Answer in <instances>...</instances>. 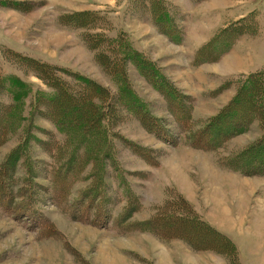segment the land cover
I'll return each mask as SVG.
<instances>
[{
	"label": "rangeland",
	"instance_id": "1",
	"mask_svg": "<svg viewBox=\"0 0 264 264\" xmlns=\"http://www.w3.org/2000/svg\"><path fill=\"white\" fill-rule=\"evenodd\" d=\"M154 1L0 0V78L24 88L18 101L12 84L0 80V264H234L231 256L197 251L211 233L193 223L167 221L168 228L159 219L152 232L136 223L138 229L125 225L129 232L121 233L123 215L133 211L135 221H143L173 200L166 211L188 208L222 239L239 243L248 264H262L264 177L243 176L227 164L262 136L258 124L209 145L207 138L189 146L184 130L209 125L234 98L237 81L264 71V0H161L172 28L160 22ZM247 18L257 34L236 35L234 43V25ZM88 33L104 44L90 49ZM117 37L118 45L111 42ZM109 44L117 55L125 53L117 73L102 66L110 62L102 53L110 52ZM237 44L244 59L254 58L256 71L218 72L234 63L228 59ZM135 54L140 59L130 60ZM33 60L54 66L72 91L77 85L82 93L91 90L76 75L110 96L103 135L96 131L69 144L79 130L73 119L85 109L66 120L70 126L57 128L50 118H67L74 103L65 93L64 111L47 101L32 105L35 94L53 95ZM157 74L166 83L158 85ZM10 114L33 115L27 139L24 122ZM101 143L103 156L94 149ZM70 156V164L63 161ZM169 234L174 239L159 237Z\"/></svg>",
	"mask_w": 264,
	"mask_h": 264
},
{
	"label": "trees",
	"instance_id": "2",
	"mask_svg": "<svg viewBox=\"0 0 264 264\" xmlns=\"http://www.w3.org/2000/svg\"><path fill=\"white\" fill-rule=\"evenodd\" d=\"M154 2H155V7L159 9L162 13L160 22H162L165 26L172 28L173 25H172L170 16L165 15V9H166L165 4L161 0H155ZM162 16H164V18H162ZM249 18L245 19L244 22H240L234 25V35H235L234 43L238 39L236 38V35H239L242 37L244 35L252 36V35L257 34V29H255V26H256L255 22L254 24H251L252 22H249L251 26L246 25L247 21H249ZM85 38H86V41L88 42V46L90 47V49L98 48L100 47L99 45H103L104 44L103 42H105L104 38L98 34L93 35V34L88 33L85 35ZM91 40H96V41L92 43ZM111 42H115L118 45L119 42H121V39L117 37L115 41H111ZM116 47L113 44H109L106 48L110 52L106 53L105 50L102 51V53L106 54L107 57L110 54V56L108 57V59L110 60L109 64L106 63L102 66L104 67L103 69H106V70H107V67L109 66V70H111V72L115 71L117 73L118 69L116 67L118 66L117 61H119L118 56H124L125 53L117 55ZM229 50H231L230 46L224 49L222 51V54L228 52ZM129 58L130 60H138L140 59V56L138 54H135V55H132L131 57L129 56ZM34 64H36L35 65L36 69H38L40 73L45 76V79L47 78L48 81H50L49 84H50V87L53 89V95H46L44 93H38L39 95L36 97L35 96L36 94H35L32 105L34 104L35 107H37L41 102L47 101L49 103L54 104V106L62 108V110L64 111L63 108L65 106H69L68 105L69 100H67L66 98H62L64 93L73 98L74 103L70 105L71 111L68 112L67 118H66V114L61 115L57 113V111H54V112H56L58 115H53L54 117L50 118L57 128L59 127L61 128V126L64 127L65 125L70 126L71 124L70 123L67 124L66 120L72 118V114L74 113L75 110L77 111L78 109H82V108L85 109L84 111L85 115L82 114L81 118L75 119L76 117H74L73 119V121H75L74 125H77L79 130L76 131L71 126L74 133H73L72 139L69 141V144H72L73 142H75L76 138L78 141L79 137L83 138L85 136H92V134H97L96 131H99L100 135H103V130L101 127L102 120L104 117L108 116V109H109L108 102L106 103V101L104 100L110 99V96L109 97L104 96L103 92L96 89L95 84L92 81L90 82V80L87 79L86 77H83V76L78 77L76 75L74 76L77 78L78 81L81 82L80 84H82L84 88L89 86L91 90H89V92L82 93L84 91H82L81 87L76 84L77 87L75 88V91H72V89L69 87V84L65 83L64 80H62L58 76L54 66H50L44 63H36L35 61H34ZM5 77L6 78H3V79L1 77L0 80L2 79L1 81L12 84L13 86L12 95L15 96V100L19 101L20 99H22L24 94H21L19 92V87L22 83L18 84L16 83L17 81L16 82L13 81L11 77H8V76H5ZM154 78H155V82L158 85H160L161 81H163V83H166L164 82L165 79L162 75L160 76L157 74ZM236 85H237L236 87L237 91L234 95V98L231 100L230 103L227 104V106L224 107V109L221 110V112L218 115H216V117H214L213 121H211L209 125L203 127L198 132L196 131L187 132L186 130H184V133H186L187 135L186 140L188 141L189 146L194 144L195 142H198L201 145H204L205 144L204 140L209 138V140L206 141L207 144L209 145L211 143H216L224 139L228 140L227 138L231 137L232 135L236 137L241 134H244L251 125H253L254 123H257L260 128V131L262 132L261 134L262 136L257 140V142H254L250 146H247L244 150L235 152L234 158L232 156L230 159H228L227 164L234 163V172H238V173L240 172V174H242L243 176H248V177L262 176L264 177V71L251 73L246 78L237 81L235 86ZM164 86L166 88L168 87L167 85H164ZM20 88L24 89L23 87H20ZM120 90L121 88L119 87V91ZM29 94H32V89ZM78 95L80 96L81 100L77 98ZM170 96H171V92H168V97ZM75 97L78 99V103L76 102L77 100L75 99ZM177 99L179 103L177 107L179 106L183 108L180 102V99L178 97ZM105 103L108 105H106V107H103L102 104H105ZM80 105H84V106L78 108ZM16 107L17 106L14 107V110ZM10 115H9V118L7 119V122L10 119ZM32 117L33 115L32 116L30 115L27 119L21 120L20 115H19V118L11 115V119L16 121L17 123L24 122V127H25L24 133L26 135L25 136L26 139L28 136L27 130H29L30 127H33ZM189 118H188V121H189ZM147 119L152 121L150 117H148ZM147 119L143 117L142 121L148 123ZM109 125L110 123L108 122L107 125L106 126L104 125V126L106 128V127H109ZM71 128H68L67 130H71ZM29 131L31 132L32 129ZM59 131L62 132L61 130ZM76 134L78 135V137L76 136ZM64 146H68V142H65ZM102 147H103V143H101V145L94 147V149L98 153H100L101 151L100 156H103L106 151V150L104 151V149L102 150ZM70 149L71 147L68 150ZM63 161L67 162V164H70L72 162V157L70 156V158H65ZM28 172H32V170ZM60 173L63 175V179L66 178L63 172H60ZM69 173L70 172L66 174H69ZM89 190L93 191V187H91ZM173 201L166 202L164 204L166 205L164 209H160V211L159 210L156 211L154 215L150 216L149 218L143 221H138V222L135 221V217L133 218V216L131 215L133 211L128 210L130 212L125 215L124 219H123L124 217L123 215L122 218L119 219V223L124 226L126 225L128 227H131L130 231L136 230L138 228L140 229L144 228L145 230L150 231V232H152L151 230H154L153 228L159 225L157 223L159 219L163 220L162 221L163 223H161L162 225L165 226L168 224L167 225L168 228H171V226L169 223H166L167 221H169L172 224H175V222H183V221L187 223L188 222L193 223L198 228L200 227L201 229H206L211 233V235H209L210 238L206 240V242H203V244H200L202 245L201 247H198V248L196 247L197 251H204V252L210 251L220 256L228 255V257L231 256L232 259H234L233 260L234 264H240L239 252H238L236 245L234 243L232 244L231 241L229 242L225 239H222V236L220 235V233L216 231V229L210 226L203 219H200V218H197V216H194L191 212H189L188 208H186V212L176 211L175 209H170L169 211H166L165 209H168L167 205L168 207L171 208V205H173ZM163 210H165L166 213L164 212L161 213V211ZM128 211H126V213ZM136 223L139 224L138 228H136V225H134ZM126 226L123 229H121V233L123 231L125 233L129 232L126 229ZM146 227L150 230H148ZM159 237H162L164 240H168V241L174 239V237H172L170 234H169V237L168 236L164 237L160 235Z\"/></svg>",
	"mask_w": 264,
	"mask_h": 264
},
{
	"label": "crops",
	"instance_id": "3",
	"mask_svg": "<svg viewBox=\"0 0 264 264\" xmlns=\"http://www.w3.org/2000/svg\"><path fill=\"white\" fill-rule=\"evenodd\" d=\"M240 46L241 45L237 44L234 47V58L228 59V62L232 61L234 63L231 66H228V65H230V64H228V65H224V66L218 67L217 68L218 72H220L222 74H230L233 69H234V74L238 73V72H244L245 70H248V69H250L249 72L256 71L257 66H254V64H252V62H251V60H254V58L253 57H248V59H244L243 58L244 51H242ZM252 51L253 50L251 49V52ZM235 245H237L236 247H237L238 252H239L240 264H248L249 260H248V255L246 253L247 251L244 252V251L240 250L241 246H238L239 243L238 244L235 243ZM241 245H243V244H241ZM261 263L264 264V259L263 258L261 259Z\"/></svg>",
	"mask_w": 264,
	"mask_h": 264
}]
</instances>
